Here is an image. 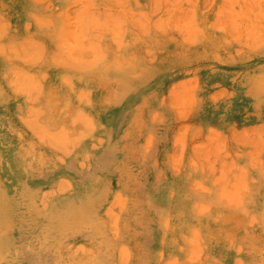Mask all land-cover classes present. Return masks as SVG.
I'll use <instances>...</instances> for the list:
<instances>
[{"label":"rangeland","instance_id":"374dc122","mask_svg":"<svg viewBox=\"0 0 264 264\" xmlns=\"http://www.w3.org/2000/svg\"><path fill=\"white\" fill-rule=\"evenodd\" d=\"M16 156L77 205L0 264H264V0H0L2 199Z\"/></svg>","mask_w":264,"mask_h":264},{"label":"bare ground","instance_id":"6f19581e","mask_svg":"<svg viewBox=\"0 0 264 264\" xmlns=\"http://www.w3.org/2000/svg\"><path fill=\"white\" fill-rule=\"evenodd\" d=\"M4 145V142H2L1 146L4 147ZM20 154L21 153L19 152V156ZM21 158L22 160L24 159L22 154ZM14 159L16 161V166L14 164L15 167H13V169L10 171H14V177L12 181L16 183V186H14L13 188L15 189V194L13 196H7L6 199H2L3 196L0 198V240H2L1 235L6 234L12 230L15 231V228H17V226H22V224H25L31 230H37L41 222H47L49 224L55 223L58 226V232L60 233L61 229L69 224H67V218H70L72 213H75L74 206H76L77 204L72 205V202L68 200L65 201V203L63 204L64 209L61 210L55 209L60 207L58 206L59 202L51 203V207H49L48 209H39V207L35 204L36 194L32 190L27 189L21 182L22 177L27 174L25 172V168L18 165V161L20 159H18L17 156ZM105 162L102 160V164L105 165ZM102 164L100 165V167L102 166ZM179 179L180 178H174V181H178ZM156 195L161 200V192L157 191ZM73 200L75 199H72V201ZM95 210L96 206L81 204L77 209L78 215L75 218V221L80 223L86 218H92ZM58 232L51 233L48 231V236L45 237L41 242L42 245L47 248L49 245V236L50 238H54V235L58 236ZM5 244L6 242L4 241V245Z\"/></svg>","mask_w":264,"mask_h":264}]
</instances>
